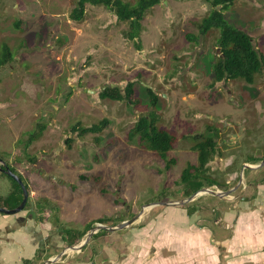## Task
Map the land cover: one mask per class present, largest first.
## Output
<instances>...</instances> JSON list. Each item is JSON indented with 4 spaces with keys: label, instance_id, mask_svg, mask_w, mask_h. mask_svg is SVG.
I'll return each mask as SVG.
<instances>
[{
    "label": "rangeland",
    "instance_id": "rangeland-1",
    "mask_svg": "<svg viewBox=\"0 0 264 264\" xmlns=\"http://www.w3.org/2000/svg\"><path fill=\"white\" fill-rule=\"evenodd\" d=\"M77 3L0 0V50L8 44L13 52L0 69V154L18 162L26 153L21 168L33 204L43 221L54 223L52 233L65 239L56 251L90 230L75 241L66 239L67 228L84 232L95 220L115 225L119 210L129 209L128 219L146 203L189 197L183 170L198 163L195 143L214 136L218 147L206 174L218 185L205 186L227 190L242 176L238 188L227 198L203 193L184 204L144 206L140 216L179 223L187 232V264H216L212 250L221 253L220 264H264V165L242 172L248 156L258 164L264 153V68L253 83L215 81L220 29L200 32L198 23L212 10L206 0H161L146 13L136 39L129 35L131 22L104 5L86 3L84 19H72ZM224 14L264 54V0H235ZM130 81L134 102L101 97L108 86L125 92ZM148 88L157 94L156 106ZM152 111L157 125L176 137L167 160L129 135ZM104 119L101 132L82 134ZM20 197L0 172V206L13 207ZM214 210L221 224L211 233L200 224ZM109 232L102 241L93 235L79 254H67L84 260L91 247H113ZM102 255L101 262H109V251Z\"/></svg>",
    "mask_w": 264,
    "mask_h": 264
},
{
    "label": "trees",
    "instance_id": "trees-1",
    "mask_svg": "<svg viewBox=\"0 0 264 264\" xmlns=\"http://www.w3.org/2000/svg\"><path fill=\"white\" fill-rule=\"evenodd\" d=\"M161 0H137L132 4L125 0H78L76 7L71 12V18L81 21L85 16L86 3L94 5H104L114 11L120 20L130 21L132 32L130 38L136 39L140 34L141 22L145 18L146 13ZM212 4V10L207 14L201 22L198 23L202 34L208 33L212 28L220 29L218 45L221 49V55L217 56L214 63L215 81L242 78L249 83L254 82L255 77L264 68V54H262L255 46L252 36L244 29L232 24L225 16L226 10L235 0H206ZM218 6H221L219 9ZM19 26V22L16 23ZM194 36V35H193ZM13 59V52L8 44H5L0 50V69ZM151 96V104L156 106L157 94L148 88ZM134 82L130 81L125 92L119 87L108 86L101 91V97L114 100H128L134 102ZM158 118L155 111L141 116L136 124L131 128L129 135L134 137L139 135L140 140L148 149L156 151L159 155L167 160L169 152L172 150L176 137L167 129L157 125ZM108 124V119L102 120L99 124L90 127H83L82 134L87 132H101ZM217 143L212 136L206 137L195 143L194 149L198 151V163L189 164L184 170L182 178L188 184H191L188 194L191 195L195 191L201 189L204 185H213L214 180L207 179V182L198 181L196 178L206 175L207 164L216 153ZM9 176V175H8ZM17 185L20 192L19 201L23 198V190L21 185L9 176ZM13 193V192H12ZM14 195L17 193H13ZM18 201V202H19ZM71 233V229H66ZM80 235V236H79ZM85 232L78 231L75 241L81 239Z\"/></svg>",
    "mask_w": 264,
    "mask_h": 264
},
{
    "label": "crops",
    "instance_id": "crops-1",
    "mask_svg": "<svg viewBox=\"0 0 264 264\" xmlns=\"http://www.w3.org/2000/svg\"><path fill=\"white\" fill-rule=\"evenodd\" d=\"M37 206L23 209L16 214L0 212V264H41L48 257H55L60 253L56 249H51L46 250L44 256L38 255L39 248L43 244L55 242L58 248L59 243L65 239L59 237V234L52 233L53 227L51 229V226L54 223L43 221L41 213L36 209ZM168 220L158 217L151 221H143V217H140L131 226L110 231L109 233L115 235L114 246L109 247V244L104 243L102 252L100 247L98 248L101 254L98 252L94 258L92 257L97 250L89 249L90 251H87L88 254L85 256L88 258L84 260H80L75 254L66 253L65 256L51 264H187V232L175 226L179 223ZM260 220L264 226L263 214ZM84 230L86 234L88 230ZM103 231L105 229H98L95 234L101 238ZM67 233L66 239L75 240L77 233ZM100 240L102 241L103 238ZM261 240L264 243V235L261 236ZM73 243L75 242H71ZM167 249L170 252L165 254L164 251ZM105 251H109L110 258L109 262L102 263V259L100 260L98 256H103ZM211 252L216 259L215 263H222L221 253L214 252V250ZM79 253L80 251H76V254Z\"/></svg>",
    "mask_w": 264,
    "mask_h": 264
},
{
    "label": "flooded vegetation",
    "instance_id": "flooded-vegetation-1",
    "mask_svg": "<svg viewBox=\"0 0 264 264\" xmlns=\"http://www.w3.org/2000/svg\"><path fill=\"white\" fill-rule=\"evenodd\" d=\"M249 83V82H248ZM253 83V82H252ZM259 102V101H258ZM261 103V102H260ZM261 105V107H263V104L261 103L260 104ZM263 112H264V110H263ZM262 118H263V121H262V123L264 122V114H263V116H262ZM83 134H85V133H83ZM209 137V136H208ZM213 138H214V140L216 141V139H215V137L214 136H212ZM21 141L19 142V145H20V147H21V145H24V147L26 148V145H27V142L25 141V140H23V139H20ZM218 147V146H217ZM216 147V148H217ZM217 150V149H216ZM254 156L255 155H252V156H248V160H247V162L246 163H244L243 164V167H242V172L245 170V169H253V168H251L250 166H248V165H262L263 164V162H264V153H263V157H262V159L260 160V163H258V164H251V163H256V160L254 159ZM17 157L15 156L14 157V159H7V158H4L1 154H0V172L1 173H4V174H6V175H8L6 172H5V169L6 168H9V169H11L14 173H16V174H18L19 176H20V178L23 180V176L24 175H26V173L22 170V165L23 164H25L26 163V153H24V154H21V156H20V158H19V161L17 162ZM163 159V158H162ZM165 160V159H164ZM263 160V161H262ZM255 161V162H254ZM262 161V162H261ZM249 162V163H248ZM26 165V164H25ZM262 167V166H261ZM260 167V168H261ZM257 169V168H256ZM207 173V172H206ZM182 175H183V173H182ZM10 176V175H9ZM242 177V176H241ZM241 177H240V179H239V183H238V185H236L235 187H233V188H230V189H237L238 188V186H239V184L241 183V181L243 180V179H241ZM243 178V177H242ZM207 179H209V180H214L216 183L215 184H217L218 185V181L215 179V178H213V177H209V176H207V174L204 176V175H201V177H197L196 178V182H198V181H204V182H207ZM15 180V179H14ZM182 181H183V183H184V186L186 187V191H189L190 190V186H191V184H188L186 181H184L183 180V178H182ZM215 184H213V185H215ZM251 184V183H250ZM208 185V184H207ZM208 186H212V185H208ZM207 186V187H208ZM204 187H206L205 185L204 186H202L201 187V189L202 188H204ZM235 189V190H236ZM200 190V189H199ZM198 190V191H199ZM227 190H229V189H227ZM234 190V191H235ZM195 192H197V191H195ZM194 192V193H195ZM193 194V193H192ZM191 194V195H192ZM211 194V193H210ZM12 195V194H11ZM211 195H213V194H211ZM231 195V194H230ZM190 196V195H189ZM215 196H217V195H215ZM219 197V196H218ZM220 198H222V197H220ZM225 198H227V197H225ZM22 200H23V198H22ZM22 200H20L19 202H17V204L15 205V206H13L12 208H14V207H17L21 202H22ZM193 200H195V199H193ZM193 200H191V201H193ZM181 201V200H180ZM117 202H120L122 205H125L126 204V202L125 201H117ZM171 201H169V202H167V201H162V200H160L159 202H154V203H146V204H144L143 206H141V209L140 210H138V211H136L130 218H128V219H132V218H134V217H138L137 219H139L141 216V213L143 212L142 210V208L144 207V206H148V205H151V206H159V205H161V204H166V205H178V204H171L170 203ZM187 202H189V201H187ZM185 203V202H184ZM184 203H180V204H184ZM31 206H34L33 205V200H32V198L28 201V203H27V205H26V207H25V209L26 208H29V207H31ZM126 207V206H125ZM127 211H129V209L128 210H124V211H122V210H119L118 212H119V214H120V217H121V221H119L117 224H120V223H122L123 221H125V220H128L127 218L125 219L124 218V214H125V212H127ZM42 214V213H41ZM214 216L213 217H202V222L203 223H201L200 225L203 227V229L204 228H207L209 231H211V233H214V229H213V226L214 225H216V224H221V221H219V217H217L218 216V211H215L214 210ZM187 215H189V212L187 213ZM158 217H154V218H152L153 220L154 219H157ZM136 219V220H137ZM135 220V221H136ZM99 220H95V221H93L90 225H89V227H88V229L87 230H89V229H91V227H93L94 225H97V224H103V223H106V222H104L103 220H100V222H98ZM134 221V222H135ZM133 222V223H134ZM208 222H211V224H209ZM117 224H115V225H117ZM112 225V224H111ZM112 226H114V224L112 225ZM131 226V225H130ZM222 227H224V225H222ZM226 227V226H225ZM123 229V228H122ZM100 230V229H99ZM119 230V229H118ZM95 234V233H94ZM93 234V235H94ZM92 235V236H93ZM92 238V237H91ZM57 248V244L55 243V242H51V243H47V244H43L40 248H39V251H38V255H40L41 254V256H44V254H46V250H51V249H56ZM94 249V247H91V250H93ZM95 250H98V248H95ZM94 251V250H93ZM49 258V257H48Z\"/></svg>",
    "mask_w": 264,
    "mask_h": 264
},
{
    "label": "water",
    "instance_id": "water-1",
    "mask_svg": "<svg viewBox=\"0 0 264 264\" xmlns=\"http://www.w3.org/2000/svg\"><path fill=\"white\" fill-rule=\"evenodd\" d=\"M218 8L220 9V6H218ZM263 165H264V162L262 165L260 164V165H248V166H250L251 168H260ZM5 172L8 175H10L11 177H13L21 185L22 190H23V200L17 207H14V208H6V207L0 206V212L5 213V214H16V213L21 212L23 209H25V207H26L28 201L31 199V197H30V194H29V191H28V188H27L25 182L20 178V176L18 174L14 173L9 168H6ZM241 179H243V178L241 177ZM235 189L220 190V189H213L211 187H204V188L200 189L199 191L193 193L192 195H190L186 199H183L181 201H171L170 203L171 204H180V203H184L187 201H191L203 193H211L213 195H217L219 197L225 198V197L229 196ZM137 218L138 217H134L132 219L125 220L122 223L114 225V226L106 225V224H100V223L97 225H94L93 227H91V229L87 233V236L81 242L67 246L57 256L49 257V258L45 259L44 261H42L41 264H51V263L58 261L60 258H62L63 256L66 255L67 250H69V249L73 250V251H81L83 249V247L86 245V243L89 242L92 235L98 229H108L110 231H115V230L122 229V228H125V227L132 225L133 222ZM40 256H41V254H40Z\"/></svg>",
    "mask_w": 264,
    "mask_h": 264
}]
</instances>
